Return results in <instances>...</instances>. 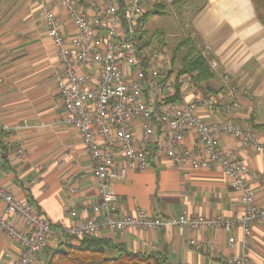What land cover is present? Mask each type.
<instances>
[{"label":"crops","instance_id":"1","mask_svg":"<svg viewBox=\"0 0 264 264\" xmlns=\"http://www.w3.org/2000/svg\"><path fill=\"white\" fill-rule=\"evenodd\" d=\"M75 1L81 7L103 4V0ZM41 3L54 9L69 38L78 34L65 7L56 0H0V123L18 127L11 134L1 135L0 184L17 199L33 204L52 224L67 226L90 215L89 207L98 200V189L79 131L54 123L64 115V109L54 75L58 56L39 12ZM174 3L166 5L165 11ZM157 30L163 32L167 43L165 32ZM187 37L202 52L208 50V62H218L215 69L211 68L214 75L207 85L213 89H209L210 94H223L224 73L247 88L241 108L230 118L257 129L264 142V127L260 126L264 124V21L253 0H203ZM198 114L208 122L222 118L209 109L199 110ZM133 130L137 136L140 134L138 122ZM219 141L223 148L235 150L241 160L264 175L263 154L242 150L237 138L230 134H221ZM18 142L26 149L24 158L16 151ZM197 142L194 131L184 139L188 146ZM118 159L122 162V157ZM73 172L85 174L74 183L75 193L63 183ZM113 185L124 214H135L139 209L164 216H234L242 212L239 191L231 186L224 170L214 164L198 169L190 164L175 168L163 157L143 170L129 169L124 177L114 179ZM250 185L257 204L264 205V185L254 180ZM72 209L77 214H67ZM0 215L17 228L27 229L21 217L6 213L2 200ZM100 235L133 251H164L177 264H225L217 253L243 252L242 230L238 226L230 230L207 226L191 229L184 225L129 228L120 236L110 230ZM191 239L198 244L190 245ZM56 244L50 240L47 245ZM20 251V244L0 230V264H17ZM45 254L46 251L40 254L37 264L44 261ZM248 254L249 264H264V221L253 225Z\"/></svg>","mask_w":264,"mask_h":264},{"label":"built area","instance_id":"2","mask_svg":"<svg viewBox=\"0 0 264 264\" xmlns=\"http://www.w3.org/2000/svg\"><path fill=\"white\" fill-rule=\"evenodd\" d=\"M56 1L65 7L78 34L69 38L54 9L44 3L39 5L58 56L54 75L64 115L54 123L79 131L91 160L98 200L90 204L89 216L74 224L59 226L40 214L33 204L17 199L0 184V200L5 204L6 213L21 217L27 226L26 230L19 229L6 216L0 215V230L21 246L17 264H37L50 240L100 235L105 230L120 236L129 228L160 229L183 225L191 229L240 227L243 252L217 255L225 264H249L253 225L264 221V205L255 201L250 181L264 185V175L241 160L235 150L223 148L219 141L221 134H230L237 138L242 150L253 149L264 155V142L257 129L244 127L230 118L241 108L247 88L224 73L223 94H204L195 89L187 75H182L178 99L161 103L163 98L174 94L177 72L169 76L173 67L172 53L159 39L143 42L141 31L145 27L140 18L155 6L169 5L174 0H124V24L116 0H103V4L94 3L91 7H81L75 0ZM207 51L202 52L205 57ZM209 63L213 69L218 66L216 60ZM202 109L213 110L222 118L208 122L198 114ZM135 122L140 124L138 136L133 130ZM160 125L163 130L158 136ZM17 129V126L0 123L2 133L11 134ZM190 131L197 136L198 142L193 146L184 144ZM16 151L21 158L27 155L21 142L17 143ZM163 157L175 168L185 164L194 169L213 164L220 166L231 186L240 193L241 214L164 216L142 209L135 214L121 213L113 180L124 177L129 169L143 170ZM83 177L84 173L73 172L63 183L75 193L74 183ZM69 213L77 214L74 209ZM189 244L198 242L191 239Z\"/></svg>","mask_w":264,"mask_h":264},{"label":"trees","instance_id":"3","mask_svg":"<svg viewBox=\"0 0 264 264\" xmlns=\"http://www.w3.org/2000/svg\"><path fill=\"white\" fill-rule=\"evenodd\" d=\"M119 5V14L122 24L125 20V1L116 0ZM259 17L264 21V0H253ZM166 5H157L146 11L140 18L144 27L147 20L156 14L164 13ZM144 43H148L155 38L163 40V32L160 30L149 34L146 28L141 31ZM141 47V43L137 42ZM180 58L181 66L176 64ZM173 67L169 76L177 72L178 79L174 94L163 98L161 103L176 101L182 89L179 78L187 75L196 90H203L204 94H210L213 91L208 82L214 73L210 68L208 58L202 54L194 40L189 37L179 42L172 52ZM210 89V90H209ZM264 127V124L260 125ZM163 126H158V136L162 133ZM2 132H0V142ZM4 135V134H3ZM2 135V136H3ZM47 249V250H46ZM43 251H46L44 261L41 264H177L173 263L164 251L141 252L128 249L123 243L117 242L111 238L101 235L89 236H68L57 241L55 246L46 245Z\"/></svg>","mask_w":264,"mask_h":264},{"label":"rangeland","instance_id":"4","mask_svg":"<svg viewBox=\"0 0 264 264\" xmlns=\"http://www.w3.org/2000/svg\"><path fill=\"white\" fill-rule=\"evenodd\" d=\"M202 2L203 0H180L176 1V3L173 1L172 3L174 4L168 7L164 13L151 16L147 20L145 28L149 34H152L157 29L163 30L167 43L165 39H155H159L171 52L179 42L187 38L191 28V20L201 7ZM176 64H179L178 66L181 65L180 58H178Z\"/></svg>","mask_w":264,"mask_h":264}]
</instances>
